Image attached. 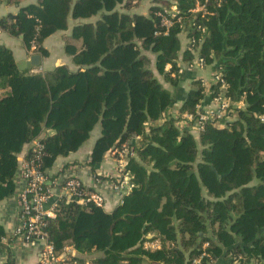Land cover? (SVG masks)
Listing matches in <instances>:
<instances>
[{
    "label": "trees",
    "instance_id": "obj_1",
    "mask_svg": "<svg viewBox=\"0 0 264 264\" xmlns=\"http://www.w3.org/2000/svg\"><path fill=\"white\" fill-rule=\"evenodd\" d=\"M121 1L39 0L0 18V29L21 35L27 48L34 41L35 53L44 56L43 39L66 28L70 13L74 18L101 13L95 23L74 31L82 48L72 59L83 69L19 70L11 51L0 44V84L9 86L0 97V200L14 192L17 155L26 143L38 139L43 145L45 172L56 157L76 151L99 123L92 166L112 147L140 136L137 159L129 163L133 188L110 212L59 200L45 226L57 251L66 244L84 253L99 251L100 264H188L208 242L214 258L225 250L227 258L239 252L264 259V123L254 116L264 109V0H208L211 14L203 17L188 12L197 0H173L182 11L183 26L194 23L205 29L200 34L192 28L187 35L202 36L194 47L203 66L216 64L207 76L220 73L231 100L245 92L237 119L226 127L207 124L198 135L177 127L168 113L172 97L146 67L148 59L135 43L150 47L157 72L177 85L179 75L170 73L180 68V28L155 34L161 26L154 13L170 1L150 7L146 16L117 12L114 7ZM193 56L184 48L183 59L190 63ZM199 76L180 113L193 112L204 98ZM46 129L53 133L40 136ZM253 179L258 183L250 184ZM147 233L160 238V248L143 247L151 238Z\"/></svg>",
    "mask_w": 264,
    "mask_h": 264
},
{
    "label": "crops",
    "instance_id": "obj_2",
    "mask_svg": "<svg viewBox=\"0 0 264 264\" xmlns=\"http://www.w3.org/2000/svg\"><path fill=\"white\" fill-rule=\"evenodd\" d=\"M124 1L125 0H122L115 5L114 9L117 10V12L128 15L141 14L145 16L149 14L150 7L160 5L162 2V0H140L135 5L129 4L127 6L124 5ZM38 2L39 0H0V18L6 17L8 14L15 15L21 7L37 5ZM100 14L101 13L98 12L96 15H92L90 17L74 18L70 13L67 19L66 28L56 30L43 39L42 46L46 49L47 54L44 56L39 54V65L33 66L30 69V72H40L41 74H44L46 71H50L59 65H65L70 71H75L78 68L83 69V66L75 64L72 59L74 55L73 53L79 52L82 48V39L81 37H76L74 35V31L80 24L88 22L95 23L98 19H100ZM180 39L182 41L181 49L176 59V63L182 71L179 73L178 83L175 86L164 80L162 75L157 72L155 67L156 53L153 52L150 47L144 46L141 40L135 41L140 54L148 59L146 67L153 72L162 87L167 89L172 97V102L168 107V111H175L179 109L188 90L192 86V81L195 80L198 75L207 76L209 73L216 70L215 63L207 64L203 67H196L191 65L192 62L189 64L187 60L183 59L185 38L180 36ZM0 44L4 45L11 51L15 62L26 60L31 54H35L31 53L29 48L25 46L21 35L14 36L3 29H0ZM169 67L170 65L167 63L165 65V69L168 70ZM158 76H161L162 79H159ZM0 91H3V94L0 95L1 97L9 91V86L6 85L4 87L1 83ZM211 96L212 94L210 92L204 94V98L202 99L204 103H209L211 101ZM163 119V117L158 118L153 122V124L159 125ZM100 130V124L97 123L90 131L89 137L76 151L70 152L65 156L56 157L50 167L47 168L46 173L49 180L52 181L54 178L56 179L53 184H51L50 196L45 204L46 208H49L56 200L59 199L61 194L59 184L63 179L62 176L68 175L78 177L83 185L88 189L97 192L99 191L104 197L102 208L105 212L112 211L118 204H120V200L124 196V191H117L112 188L110 183H108V177L112 176L115 171V163L113 159L109 157V151H106L103 158L95 163L94 166L90 165L92 149L95 141L100 136ZM52 133V130L46 129L40 134V136H45L46 134L50 135ZM193 133H196V135L199 134L197 132ZM130 142L140 146V136H132ZM28 144H30V142L26 143L17 155L18 168L13 176L14 192L11 196L0 200V264H34L38 259L43 245L42 241H36L33 244H28L20 237L13 235L14 228L19 222V204L17 195L25 184V180L21 176L19 168L21 162L26 156ZM135 159H137V155ZM257 183V179H253L250 182L252 185ZM152 236V233H147V238ZM236 244H242V240L240 238H236ZM63 248L74 257L80 259H91L94 263L100 264L96 262L97 258L102 256V253L99 251L94 250L90 253L80 252L72 244H66ZM226 263L227 256L225 254V250H223L219 255L215 256L213 261L209 264ZM158 264L164 263L160 262Z\"/></svg>",
    "mask_w": 264,
    "mask_h": 264
},
{
    "label": "built area",
    "instance_id": "obj_3",
    "mask_svg": "<svg viewBox=\"0 0 264 264\" xmlns=\"http://www.w3.org/2000/svg\"><path fill=\"white\" fill-rule=\"evenodd\" d=\"M128 1L131 5H135L140 0ZM207 2L208 0H203V2L197 0L195 5L189 9L188 12L199 14L200 17L211 14L207 9ZM154 14L158 18L161 26V30L156 31L155 34L162 33L166 35L174 25H178L180 28L178 34L185 38L184 48L194 53L192 64H189L196 67H203L204 60L198 55L197 51L202 36L195 39L187 35V31L193 28L198 30L200 34H203V32H205L204 27L200 24L194 25V23L188 25V28L183 26L182 11L175 1H170V6L160 5V9L156 10ZM27 16L31 17V14ZM13 21L14 20H12V22ZM35 21L38 23L39 19L35 17ZM38 28L39 26L36 27L37 30ZM195 45L197 48L194 47ZM35 49L36 43L31 41L29 47L30 52L35 53ZM181 71L182 69L179 68L177 71H173L170 74L172 77H175L179 75ZM199 79L204 88V94L207 92L212 94L211 101L209 103H204L201 99L199 103L196 104L193 112L180 113L178 110H169V115L176 118V125L180 130L190 132L199 133L207 124L215 128L228 126L231 121L237 119L239 111L244 108L245 92L239 93L236 100H231L230 97L226 95L227 85L220 73H212L210 76L201 75ZM254 116L259 122L264 123V109L263 111L254 113ZM137 147L136 144L125 141L109 150V157L112 158L115 163V171L112 176L108 177V183L117 191L123 190V194H127L133 188V184L130 182L132 174L129 169V163L131 159L136 157ZM42 149L43 145L38 139L32 140L30 144H28L26 156L20 164L19 172L25 180V184L17 195L19 222L14 228L13 235L20 237L28 244L42 241L43 245L38 259L34 264H96L91 259L74 257L64 248L61 251H57L53 244L47 239V232L45 230L46 217L55 215L59 206L58 202L61 199H64L65 202H75L80 205L93 204L102 207L104 197L99 191L90 190L84 186L78 177L72 175L62 176L63 179L59 184L61 190L60 197L49 208H46L45 204L50 196L51 184H53L56 178L52 181L49 180L46 171L44 172L41 168ZM121 202L122 199L120 200V203ZM208 244V242H203L200 252L193 256L188 264L211 263L214 257L207 251ZM160 246L159 237H151L143 242V247L146 249H158ZM226 264H264V259L261 257L249 258L244 253L236 252L228 256Z\"/></svg>",
    "mask_w": 264,
    "mask_h": 264
},
{
    "label": "water",
    "instance_id": "obj_4",
    "mask_svg": "<svg viewBox=\"0 0 264 264\" xmlns=\"http://www.w3.org/2000/svg\"><path fill=\"white\" fill-rule=\"evenodd\" d=\"M40 55L35 53L31 54L28 59L16 62V66L19 70H30L33 66L39 65Z\"/></svg>",
    "mask_w": 264,
    "mask_h": 264
},
{
    "label": "rangeland",
    "instance_id": "obj_5",
    "mask_svg": "<svg viewBox=\"0 0 264 264\" xmlns=\"http://www.w3.org/2000/svg\"><path fill=\"white\" fill-rule=\"evenodd\" d=\"M158 78L160 79L161 78V76H158ZM162 79V78H161ZM3 94V91H0V95H2ZM236 117V116H235ZM235 117H234V119H235ZM238 118V117H237ZM136 155H137V153H136Z\"/></svg>",
    "mask_w": 264,
    "mask_h": 264
}]
</instances>
